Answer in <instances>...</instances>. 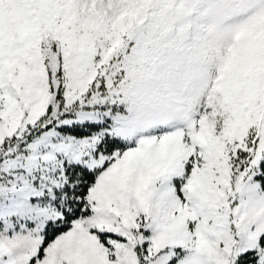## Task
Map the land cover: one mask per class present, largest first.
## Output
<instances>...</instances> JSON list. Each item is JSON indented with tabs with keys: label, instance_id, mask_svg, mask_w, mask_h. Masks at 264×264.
<instances>
[{
	"label": "snow or ice",
	"instance_id": "snow-or-ice-1",
	"mask_svg": "<svg viewBox=\"0 0 264 264\" xmlns=\"http://www.w3.org/2000/svg\"><path fill=\"white\" fill-rule=\"evenodd\" d=\"M0 264H264V0H0Z\"/></svg>",
	"mask_w": 264,
	"mask_h": 264
}]
</instances>
